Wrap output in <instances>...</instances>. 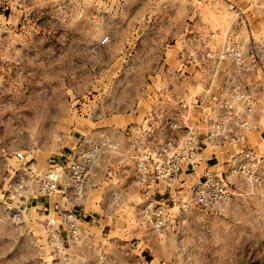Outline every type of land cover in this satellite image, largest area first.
Instances as JSON below:
<instances>
[{
	"label": "rangeland",
	"instance_id": "obj_1",
	"mask_svg": "<svg viewBox=\"0 0 264 264\" xmlns=\"http://www.w3.org/2000/svg\"><path fill=\"white\" fill-rule=\"evenodd\" d=\"M213 32L244 43L243 67L202 62ZM229 78L257 99L252 129L207 149L233 201L184 210L185 191L168 194V227L148 230L137 212L155 186L138 189L131 141L161 140L175 124L207 132ZM170 92L204 101L174 121ZM160 107L163 119L150 117ZM103 131L118 147L79 209V235L58 250L46 221L63 225V204L12 198L8 181ZM245 151L264 156V0H0V264H100V247L108 264H264V165L261 185L232 173Z\"/></svg>",
	"mask_w": 264,
	"mask_h": 264
},
{
	"label": "built area",
	"instance_id": "obj_2",
	"mask_svg": "<svg viewBox=\"0 0 264 264\" xmlns=\"http://www.w3.org/2000/svg\"><path fill=\"white\" fill-rule=\"evenodd\" d=\"M211 37V44L201 54L202 62H212L218 68L226 60L232 59L238 67L244 66V43L233 41L230 36L219 40L214 32ZM169 94L170 101L176 103L171 120L183 123L190 117L191 105L204 101L201 96L194 103V100L190 101L186 97H176L171 92ZM217 97L219 112L212 119L207 132H197L187 124H175L176 131L161 140L131 141L129 150L134 159L138 189L149 194L151 187L155 186L154 192L150 193L151 197L139 206L137 212L139 223L148 230L163 234L171 218L170 209L155 197V190H161L157 185L161 183L165 185V191L170 197L174 198L176 194L185 191V197L177 200L178 206L184 210L189 207L205 210L228 205L233 201L235 193L228 185V177L217 168L215 152L208 154L207 149L209 145L224 144L225 140L239 131L252 129L257 99L250 89L233 78L228 79L227 92ZM164 111L165 108H155L150 117L162 120ZM181 129L186 131L182 133ZM117 147L111 135L103 131L97 138H84L69 151L64 161L48 170L41 169L35 161H26L10 177L7 191L12 198L51 199L60 196L63 199V225H59L56 218H48L46 221L53 247L64 250L65 237L70 240L79 235V209L87 199L90 187L95 185L93 179L103 158L115 152ZM240 157L237 164L232 165V173H238L253 185H261L263 157L255 151H245ZM99 262L108 264L102 247L99 248Z\"/></svg>",
	"mask_w": 264,
	"mask_h": 264
},
{
	"label": "crops",
	"instance_id": "obj_3",
	"mask_svg": "<svg viewBox=\"0 0 264 264\" xmlns=\"http://www.w3.org/2000/svg\"><path fill=\"white\" fill-rule=\"evenodd\" d=\"M71 149L69 148L67 150V153H69ZM67 155L64 154V153H61V156H54V159H52L51 163L52 164H56L57 163V160L59 162H61V158L65 159ZM260 157H263V161H262V164L261 165H264V156H260ZM157 187H160L161 190H155V197L157 200L159 201H162L163 199L166 198V195H168V192L165 191V185L163 186V183H161L160 185H157ZM33 200H36L41 206H45V207H49L50 209L53 208H57L58 207V202L60 204H64L63 203V199L60 197V196H56L54 198H51V199H48V198H43V197H39V198H36V199H33ZM80 216H81V220H83V218L86 216L84 213L80 212Z\"/></svg>",
	"mask_w": 264,
	"mask_h": 264
}]
</instances>
